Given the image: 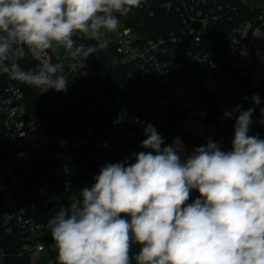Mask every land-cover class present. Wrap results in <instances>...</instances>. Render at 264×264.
<instances>
[{
  "label": "clouds",
  "instance_id": "obj_1",
  "mask_svg": "<svg viewBox=\"0 0 264 264\" xmlns=\"http://www.w3.org/2000/svg\"><path fill=\"white\" fill-rule=\"evenodd\" d=\"M143 2L0 0V73L41 93L65 92L64 60L86 62ZM61 48L67 56L54 62ZM24 49L39 61L35 68L18 62ZM251 99L261 104L258 94ZM254 111H224L238 114L230 151L210 137L187 154L179 138L162 147L148 123L134 162L105 164L48 220L58 264H264V139L249 135ZM193 190L199 196L189 203Z\"/></svg>",
  "mask_w": 264,
  "mask_h": 264
},
{
  "label": "built area",
  "instance_id": "obj_2",
  "mask_svg": "<svg viewBox=\"0 0 264 264\" xmlns=\"http://www.w3.org/2000/svg\"><path fill=\"white\" fill-rule=\"evenodd\" d=\"M242 2L253 14L234 25L231 31L220 35L219 39L227 42V53L234 69L250 76L251 84L260 96L261 104H253L255 111L249 135L264 139V114L261 113V108H264V48L254 45L257 33L264 26V0ZM158 6L173 8L179 13L182 23L178 30L142 41L135 27L127 25L121 17L119 29L107 33L101 42L105 46L113 42L125 61L131 64L130 77L140 85L165 88L167 95L155 103L158 111L167 112L171 98L184 111L183 120L201 125V134L194 131L201 143L192 145L181 134H174L162 147L179 138L187 154L193 148L205 145L210 137L222 145V150L230 151L234 122L223 117L225 110L233 109L227 100L228 89L233 92V107L241 104L233 79L223 86L215 74L222 58L217 56L210 27L223 22L227 15L231 19L230 11L236 10V6L224 0H144L141 8L153 14ZM190 37L198 43L197 51L190 47L176 48ZM24 53L18 60L21 67L25 70L35 68L39 61L27 49ZM51 55L54 62L67 56L62 48ZM190 58L191 61L188 60ZM64 63V74L68 80L79 74L87 76L93 73L83 58L77 61L67 57ZM83 63L86 67L80 69ZM259 71L262 74L258 76ZM90 86L93 96L104 105L116 126L115 133L100 138L98 147L93 148L97 161L104 163L108 160L105 149L120 151L124 147L125 123L128 120L140 121V129L143 130L145 122L139 118L140 108L132 98L127 108L122 107L121 99L115 93L105 91L96 77L90 78ZM69 88L70 85L65 92L49 89L41 93L46 106L50 109L63 107ZM214 104H218L220 110H213ZM74 134L65 140L67 143L59 141L57 144L58 136L49 135L38 113L30 111L22 82L0 73V216L8 231L17 228L24 234L23 250L30 253L32 264H41L48 252L55 249L53 240L47 238L44 224L38 219L36 208L53 203L59 190L70 189V166L60 160L61 153L57 147L63 144L72 148L88 143L86 136ZM128 136L137 139L138 131L130 129ZM143 140L139 139L138 150L134 153L145 151L141 147ZM4 257V251L0 250V259ZM47 263L53 264V260L48 259Z\"/></svg>",
  "mask_w": 264,
  "mask_h": 264
},
{
  "label": "trees",
  "instance_id": "obj_3",
  "mask_svg": "<svg viewBox=\"0 0 264 264\" xmlns=\"http://www.w3.org/2000/svg\"><path fill=\"white\" fill-rule=\"evenodd\" d=\"M224 1L231 2L232 5L236 6V10L230 11L231 19L227 15L223 22L213 24L210 27L213 29L211 35L217 56L222 58L221 64H218L215 69V74L223 86L228 84L230 79H233L239 94L240 104L246 110L250 107L253 108L251 98L257 92L251 84L250 76L243 75L240 71L234 69L227 53L228 44L220 41L219 37L231 31L237 23L250 18L253 12H250L242 0ZM122 18L127 25L135 27L142 41L178 30L182 23V18L178 12L173 8L161 6H158L153 14L140 7ZM77 42L81 41L78 39ZM83 42L90 45L98 43L95 40H83ZM182 47H190L197 51L198 43L190 37L181 45L176 46L177 49ZM188 60L191 61V58ZM86 62L93 69V73L87 76L79 74L76 77L69 78V94L64 96L63 107L59 109L48 108L43 101L41 92L22 83L26 91L30 111L38 113L49 135L56 134L58 136L55 140L57 144L59 141H68L75 136V132L86 136L88 139V143L83 146L71 148L60 144L57 147V150L61 153L60 160L67 162L70 166L71 186L69 190H59L53 203L36 208L38 219L47 230L48 239L52 238L47 229V222L60 210L61 206L68 207L71 202L80 196L81 189L91 187L95 183L94 177L99 174L100 168L105 164L122 162L126 159L134 162L133 154L138 150L137 142L139 139L146 138L144 129H140L141 122L128 120L123 131L125 136L124 147L120 151L104 150L102 148L106 152L108 160L104 163L97 161L93 148L98 147L100 138H107L115 133L116 126L112 123V119L104 105L93 96L90 86L92 76L99 80V85L104 87L105 91L115 93L121 99L122 107L127 108L131 98L132 101H136L137 106L140 108L139 118L145 122V127L148 123H151L164 138V142L174 134H181L192 145L201 143V140L196 138L194 131L189 128L188 121L183 120L184 111L179 108L175 100L169 98L167 112H160L155 108V103L167 95L165 88L146 87L132 79L129 75L131 64L125 61L113 42L104 46L93 56H89ZM226 96L231 109L234 108L233 92L228 89ZM213 110H220L219 105L214 104ZM235 116L233 114V118H231L234 123ZM88 128L91 129L90 132L87 131ZM130 129L138 131L137 139L128 136ZM104 131L105 133H103ZM193 194L189 203L199 196V193L195 190H193ZM23 241L24 234L17 228H14L11 232L8 231L0 216V250L5 253L4 259H0V264H32L30 253L23 250ZM138 251L139 245L133 243L131 249L133 258ZM56 257V249L50 250L41 264H48V259H52L53 264H58ZM133 264H135L134 259Z\"/></svg>",
  "mask_w": 264,
  "mask_h": 264
},
{
  "label": "rangeland",
  "instance_id": "obj_4",
  "mask_svg": "<svg viewBox=\"0 0 264 264\" xmlns=\"http://www.w3.org/2000/svg\"><path fill=\"white\" fill-rule=\"evenodd\" d=\"M254 45L257 47L264 48V31L263 30L257 33L255 41H254ZM55 52H58V50H56Z\"/></svg>",
  "mask_w": 264,
  "mask_h": 264
},
{
  "label": "water",
  "instance_id": "obj_5",
  "mask_svg": "<svg viewBox=\"0 0 264 264\" xmlns=\"http://www.w3.org/2000/svg\"><path fill=\"white\" fill-rule=\"evenodd\" d=\"M261 74H262V71H259L257 75L259 76ZM187 124H188V126H189L190 129H192L193 131L201 134L202 127H201L200 124H198V123H191V122H188Z\"/></svg>",
  "mask_w": 264,
  "mask_h": 264
}]
</instances>
